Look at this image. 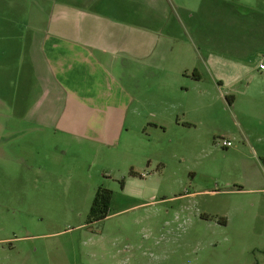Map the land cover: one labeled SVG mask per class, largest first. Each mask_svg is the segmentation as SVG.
Here are the masks:
<instances>
[{"label": "rangeland", "instance_id": "374dc122", "mask_svg": "<svg viewBox=\"0 0 264 264\" xmlns=\"http://www.w3.org/2000/svg\"><path fill=\"white\" fill-rule=\"evenodd\" d=\"M59 1L0 0V264H264V140L237 134L264 88V0H117L156 66L121 60L86 104L50 73Z\"/></svg>", "mask_w": 264, "mask_h": 264}, {"label": "crops", "instance_id": "0c3cea01", "mask_svg": "<svg viewBox=\"0 0 264 264\" xmlns=\"http://www.w3.org/2000/svg\"><path fill=\"white\" fill-rule=\"evenodd\" d=\"M106 1L80 0L79 4L76 0L59 1L51 8L46 27L39 29L41 36L50 40L48 43L51 50L50 73L57 88L66 95L67 101L77 100L86 104L101 96L104 98L112 96L113 85L117 82L110 70L119 66L123 59L135 62L143 60L150 67L156 66L153 65L155 49L149 48V37L145 35V30L116 18L118 13L122 14L121 8L116 5L117 0L105 3ZM130 1L132 3V0ZM261 21L264 23V17ZM263 23L259 25L262 29ZM263 34L264 31L261 33L260 41L258 40L259 50L262 47L264 49ZM157 66L164 68V65ZM76 71H87V75L84 73L77 75ZM206 72L212 84L216 83L209 69H206ZM193 73L197 79L184 75L185 79L202 80V75L196 72V69ZM59 75L65 78L64 84L57 80ZM57 97L59 98L56 95ZM247 98L251 102L255 100L257 102L250 103L249 110L257 112L253 120L254 128L251 126L240 129L237 134L249 147L252 142L264 140V88L255 94L249 93ZM230 103V107L233 108L234 97L230 99ZM253 134L258 136L254 139L251 137ZM238 148L239 146L233 148V152H238ZM249 148L252 150V147Z\"/></svg>", "mask_w": 264, "mask_h": 264}, {"label": "trees", "instance_id": "16d2710c", "mask_svg": "<svg viewBox=\"0 0 264 264\" xmlns=\"http://www.w3.org/2000/svg\"><path fill=\"white\" fill-rule=\"evenodd\" d=\"M195 79V76L192 75ZM228 104H230V99L226 98ZM124 184L122 183L121 188ZM112 193L107 189L99 188L93 198L92 206L90 209V220L92 222H98L105 219L108 216V211L111 205Z\"/></svg>", "mask_w": 264, "mask_h": 264}, {"label": "built area", "instance_id": "2783aa9c", "mask_svg": "<svg viewBox=\"0 0 264 264\" xmlns=\"http://www.w3.org/2000/svg\"><path fill=\"white\" fill-rule=\"evenodd\" d=\"M260 69L263 70V69H264V65L261 64V65H260ZM221 145H222L223 147H225V148H229V147L232 146V143H231L229 140H227V141L223 140V141L221 142Z\"/></svg>", "mask_w": 264, "mask_h": 264}]
</instances>
